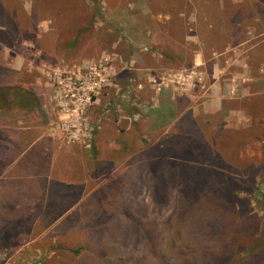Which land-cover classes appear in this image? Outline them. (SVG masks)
Returning a JSON list of instances; mask_svg holds the SVG:
<instances>
[{"label":"rangeland","instance_id":"rangeland-1","mask_svg":"<svg viewBox=\"0 0 264 264\" xmlns=\"http://www.w3.org/2000/svg\"><path fill=\"white\" fill-rule=\"evenodd\" d=\"M1 2L0 264H241L254 255L264 264L262 245L250 252L264 239V0ZM149 28L176 40L159 54L173 64L166 79L189 73L194 51L207 60L177 79H186L196 108L173 127L144 119L132 92L143 76L123 40ZM146 50L140 58L153 65L158 52ZM214 64L224 70L223 88L235 84L239 99L207 114L202 103ZM94 68L103 81L74 120L80 132L72 140L60 103L78 88L76 77ZM238 109L242 118L233 114ZM101 122L116 125L123 139L104 147L112 162L90 177L62 185L47 177L48 158L10 165L50 131L91 150ZM44 147L50 156L52 145ZM10 187L17 189L11 200Z\"/></svg>","mask_w":264,"mask_h":264},{"label":"crops","instance_id":"crops-1","mask_svg":"<svg viewBox=\"0 0 264 264\" xmlns=\"http://www.w3.org/2000/svg\"><path fill=\"white\" fill-rule=\"evenodd\" d=\"M182 14H179V16ZM153 18V17H152ZM162 20H169V15L164 16V18H159ZM143 33H138L136 37L133 35H129L125 37L123 41L129 46V48L134 52L133 55L130 57V65L135 69V74L139 76H143V80L140 81L139 87L141 90H138L137 87L132 89L134 97L138 100L137 104L142 106V113L144 119H150L152 122L158 123L162 125V128L166 127H173V125L181 119V117L187 113H193L195 111V106L193 107V100L195 96L193 95V91L190 89L191 93L185 92L188 88L183 86L185 85L186 79H177L181 77H186L184 74H195V69L197 70L201 66L205 65L207 60L203 57V53L201 50L194 51L191 57V65L189 69V73L187 71L182 72L180 75H174L175 79H166V68L172 65H168L164 63L162 60V55H166L164 52L165 45H170L171 43H175L176 40L174 36L166 32H156L152 29H145ZM191 41V38H184L183 42ZM146 49H153L157 53V57H154L156 54L155 52H151V55L156 58L153 62V65H149L143 62V58H140V53L142 52L145 54L147 51ZM169 59L174 57V54L167 55ZM160 57V58H159ZM179 57V56H178ZM183 56H181L182 58ZM184 58V57H183ZM160 59V60H159ZM15 69L19 70L20 64H15L13 66ZM213 73L209 74L208 79L210 82L208 83V88L205 91V96L207 97L205 101L202 103L203 106L206 108L205 113L209 114L213 110L216 112L222 111V108L227 104V101L234 100L238 101L239 96H232L236 89L235 84H230L226 88H223L221 84V75L223 74V69L221 70L217 64L213 65ZM165 68V69H164ZM169 73V72H168ZM159 76V79L165 80L162 82L163 87L157 88V79L154 76ZM164 75V77H160ZM168 76H173L172 74H168ZM247 78H243L242 82H245ZM178 84H170L166 82H175ZM138 83V81H136ZM241 82V83H242ZM160 83V80H159ZM181 84V85H180ZM239 87L242 86L240 83L238 84ZM226 86V85H225ZM186 88V89H185ZM143 89V90H142ZM142 91V92H140ZM201 91L195 90V95H200ZM242 96V95H241ZM189 100V103L183 104L184 102ZM99 105V100L96 101ZM99 108V107H98ZM211 110H210V109ZM119 110V109H118ZM148 113V115H147ZM230 113V112H229ZM239 114L242 118L241 111L235 110L233 114ZM161 115V117H159ZM64 115L59 114V118L64 119ZM92 119V116H90ZM90 119V120H91ZM136 119V118H135ZM98 123V122H96ZM243 124V123H242ZM97 132H95L94 137L92 139V148L83 147L82 145H66L62 141L56 139L55 134L53 131H50L49 134H41L34 139L32 143L28 145L27 148L19 151L17 156L12 160L11 166L18 167L19 162L23 159L26 161L31 160L33 157L34 160H38L39 162H44L48 158V170L49 174L47 177L55 178V181L61 183L62 185H68L70 182L68 181L69 178H85L90 177L91 173L99 170L101 167L100 165L111 163L110 159L106 158L105 149L104 147L107 145L108 147H119L121 146L122 141V131L121 129L117 128L116 125H111L109 128L103 122L97 124ZM96 125V126H97ZM5 127V126H4ZM22 130L29 129L28 127L20 128ZM55 131V130H54ZM47 139V143L52 145L51 151L49 152L48 157L44 152L46 151L43 139ZM136 142H138L137 137L134 136ZM55 141H59L55 144ZM106 141L109 144H106ZM19 144V142H18ZM88 147V146H87ZM48 151V149H47ZM93 154L95 156H93ZM44 157V158H43ZM46 157V158H45ZM115 164V160H113ZM56 175H52V172ZM30 177H38V176H14L15 180H19L21 178H30ZM19 184V183H18ZM19 186V185H18ZM16 188H9L8 190V197L11 200L14 197V190ZM17 190V189H16ZM6 194L7 191L3 192ZM4 194V195H5ZM4 209V207H1Z\"/></svg>","mask_w":264,"mask_h":264},{"label":"built area","instance_id":"built-area-1","mask_svg":"<svg viewBox=\"0 0 264 264\" xmlns=\"http://www.w3.org/2000/svg\"><path fill=\"white\" fill-rule=\"evenodd\" d=\"M98 72L96 68H94L93 71L86 75V78L76 77L75 85H77L78 88L74 87L73 89L67 90L60 103V115L62 114L65 116L64 119H66V123L69 121L65 127L67 130H72L70 134V139L72 140H77L80 132V126L75 124L74 120L79 118L80 114L82 115L84 113L85 105L96 95L100 83L103 81L102 78H99V80L95 79L96 77H100Z\"/></svg>","mask_w":264,"mask_h":264},{"label":"trees","instance_id":"trees-1","mask_svg":"<svg viewBox=\"0 0 264 264\" xmlns=\"http://www.w3.org/2000/svg\"><path fill=\"white\" fill-rule=\"evenodd\" d=\"M0 7L2 8V2H1V0H0ZM263 246L262 247V251H263V253H264V239H259L258 240V242H257V245H254L252 248H251V250H250V252H251V254H256V253H258V250H256V249H258V248H260V246ZM259 256H256V255H254V256H251V257H247V258H245V259H241L240 260V263L241 264H263V259H257Z\"/></svg>","mask_w":264,"mask_h":264}]
</instances>
